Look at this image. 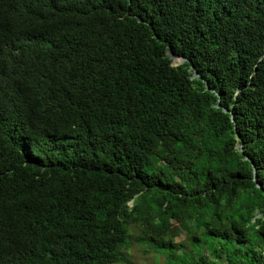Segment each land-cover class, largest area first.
I'll return each instance as SVG.
<instances>
[{"label":"trees","instance_id":"trees-1","mask_svg":"<svg viewBox=\"0 0 264 264\" xmlns=\"http://www.w3.org/2000/svg\"><path fill=\"white\" fill-rule=\"evenodd\" d=\"M136 231L264 264V0H0V264L130 263Z\"/></svg>","mask_w":264,"mask_h":264},{"label":"rangeland","instance_id":"rangeland-1","mask_svg":"<svg viewBox=\"0 0 264 264\" xmlns=\"http://www.w3.org/2000/svg\"><path fill=\"white\" fill-rule=\"evenodd\" d=\"M180 63H182L181 60L175 58L174 64L178 65ZM139 237V231H136L134 234H132L131 240L129 242V248L125 253L130 263L124 264H165L163 257L153 252H149L147 247L139 245Z\"/></svg>","mask_w":264,"mask_h":264},{"label":"water","instance_id":"water-1","mask_svg":"<svg viewBox=\"0 0 264 264\" xmlns=\"http://www.w3.org/2000/svg\"><path fill=\"white\" fill-rule=\"evenodd\" d=\"M177 59H179V58H177ZM181 60V62H184L185 60L184 59H180Z\"/></svg>","mask_w":264,"mask_h":264}]
</instances>
